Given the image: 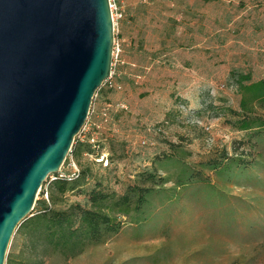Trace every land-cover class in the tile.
<instances>
[{"label":"rangeland","instance_id":"obj_1","mask_svg":"<svg viewBox=\"0 0 264 264\" xmlns=\"http://www.w3.org/2000/svg\"><path fill=\"white\" fill-rule=\"evenodd\" d=\"M123 8L114 32L120 89L101 86L108 95L101 111L108 118L99 116L105 129L97 136L106 137L116 121L117 144L126 142L123 148L116 144L114 161L105 168L95 163L91 173L123 193L134 172L154 167L161 177L169 173L168 190L156 194L143 213L120 218L124 226L108 243L71 259L28 256L17 229L5 264H24L26 258L37 264H264V129L249 142L233 125L240 117L231 114L240 111L234 76L264 78V0H124ZM251 118L264 121V106L256 104ZM225 157L240 158L247 168L226 167L227 176H219L203 166ZM51 182L48 177L42 184L37 200L47 199ZM81 199L68 194L56 207Z\"/></svg>","mask_w":264,"mask_h":264},{"label":"water","instance_id":"obj_2","mask_svg":"<svg viewBox=\"0 0 264 264\" xmlns=\"http://www.w3.org/2000/svg\"><path fill=\"white\" fill-rule=\"evenodd\" d=\"M108 0H0V264L110 77Z\"/></svg>","mask_w":264,"mask_h":264},{"label":"trees","instance_id":"obj_3","mask_svg":"<svg viewBox=\"0 0 264 264\" xmlns=\"http://www.w3.org/2000/svg\"><path fill=\"white\" fill-rule=\"evenodd\" d=\"M234 77L240 93V111L239 114L237 111H232L231 114L240 118L233 125L237 131L247 133L250 142L255 132L264 129L263 120L251 118L256 104L264 106V78L252 82L249 74L237 73ZM113 81H118L116 75ZM101 90L102 88L96 92L97 97H107V92H101ZM257 141L258 139H254V152ZM116 144L108 145L109 151L112 153L111 156L107 155L108 161H114L117 156L115 155L117 153ZM117 145L120 148L124 147L122 143ZM98 146L99 148L95 150L92 149L89 142L81 144L78 140H74L68 156H71L80 167L78 177L71 180L58 178L52 181L46 193L47 199L37 200L32 215L27 217L17 228L20 230L23 248L28 256L40 254L42 257L51 253L64 259H71L81 255L89 246L104 245L123 228L124 224L120 218L143 213L144 209L151 205V200L156 194L168 190H164V186L170 183L169 173L161 177L157 175L154 167L134 172V176H132L135 180L134 183L127 185L123 193L111 190L102 179L98 180L93 177L91 172L94 162L88 160L90 163L86 165L80 163L82 154L95 155L102 152V147L99 144ZM121 151L123 152V150ZM174 157L177 158V161L180 160L175 155ZM124 158L122 155L120 159ZM239 159H227V157L210 159L203 163V166L219 176L226 175V173H222L226 167H228L226 170L228 172L232 171L233 167L240 168L239 172H242L247 168V165ZM168 160L173 162L171 157L165 161ZM189 170L180 169L179 173H188ZM197 181H202V177ZM42 194L41 196H43ZM68 194L81 196V202L66 205L65 208H57L56 206L63 204V199ZM24 264L37 263L26 258Z\"/></svg>","mask_w":264,"mask_h":264},{"label":"built area","instance_id":"obj_4","mask_svg":"<svg viewBox=\"0 0 264 264\" xmlns=\"http://www.w3.org/2000/svg\"><path fill=\"white\" fill-rule=\"evenodd\" d=\"M123 3H124V0H108L114 32L116 31L118 27V23L123 18V14H124ZM119 51H120L119 41L116 38H114L113 47H112V63H111L110 77L103 83V85H105L107 89L109 90H119L120 89V86L113 81V78L115 76L114 66L118 58ZM90 114H93L92 108L89 111V115ZM99 116H101L104 119V121H106V119L108 118V113L107 111H101L99 113ZM85 129H86V123L81 129L79 135L82 134ZM88 142L91 145L92 149L97 150L99 148L98 142L95 137H91L88 140ZM88 159H90L96 164H101L103 167H107L109 163L107 159V155L103 152H99L95 155H88ZM68 166L73 170L71 173H64L60 169L59 173L55 176L50 177V179L54 181L58 178H64L67 180L77 178L79 174V170L75 162L72 160V158L69 159Z\"/></svg>","mask_w":264,"mask_h":264},{"label":"crops","instance_id":"obj_5","mask_svg":"<svg viewBox=\"0 0 264 264\" xmlns=\"http://www.w3.org/2000/svg\"><path fill=\"white\" fill-rule=\"evenodd\" d=\"M124 10V8H123ZM125 12V11H124ZM124 24V21L121 22V29H120V35H119V38L121 40V42H124V34L126 33L125 31V27L123 26ZM118 78V74L116 75V79ZM107 97H99L98 100H97V108H96V112H95V115L93 116L92 118V122L86 126V129L84 130V132L82 134L79 135V143L81 144H88V140L91 138V137H95L98 144L100 145V147H102V152L105 153L106 155H109L111 156L112 153H110L109 151V148H108V145L110 143H117L118 141H116L117 137L115 135V133H118V128L117 125H116V121H113V123L111 122L109 125L111 128L107 127L108 129V134L106 137L104 138H98L97 135H99V131L100 130H103L105 129V127L99 123V112L101 111L102 107L105 105V103L107 102ZM116 117V116H115ZM115 128H117V130H115ZM127 130H124V133H126ZM119 136V135H118ZM123 139V138H122ZM125 140V138L123 139ZM123 142L122 144H124L126 141H121ZM82 159L80 160V163L83 159L87 158V160L91 161L90 159H88V155L86 154H82L81 155ZM111 160V159H110ZM73 161L75 162V160L73 159ZM112 161V160H111ZM76 164V162H75ZM79 167L78 164H76ZM97 166V165H96ZM95 164H92V167H96ZM67 172V171H65ZM71 172V169H69V171L67 173H70Z\"/></svg>","mask_w":264,"mask_h":264}]
</instances>
